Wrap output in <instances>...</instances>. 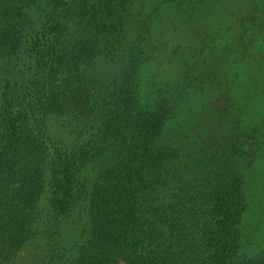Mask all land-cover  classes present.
Returning a JSON list of instances; mask_svg holds the SVG:
<instances>
[{"label":"trees","instance_id":"obj_1","mask_svg":"<svg viewBox=\"0 0 264 264\" xmlns=\"http://www.w3.org/2000/svg\"><path fill=\"white\" fill-rule=\"evenodd\" d=\"M138 1L0 0V264H264L241 223L238 158L246 138L264 153V113L244 116L264 93V29L255 45L233 38L229 79L147 80L162 3ZM205 49L176 44L169 63L187 69ZM114 53L123 65L105 86L92 71ZM229 86L220 141L183 136L190 95Z\"/></svg>","mask_w":264,"mask_h":264},{"label":"rangeland","instance_id":"obj_2","mask_svg":"<svg viewBox=\"0 0 264 264\" xmlns=\"http://www.w3.org/2000/svg\"><path fill=\"white\" fill-rule=\"evenodd\" d=\"M160 1L162 5L159 15L162 20L158 18L155 20V29L152 31V42L155 46L149 48L150 60L144 68L143 79L147 77L149 80L151 75L157 79L159 77L174 79L185 70L204 75L218 72L224 79H229L228 49L233 38H236L240 46L245 41L249 43L251 39H254L252 44L255 45L259 42L256 29H264L259 26L264 23V0H139L135 5L147 11ZM126 33L128 42L137 38L130 27L126 28ZM166 42L168 45L164 47ZM176 44L181 45V51L186 54L187 51L190 52L192 46H205L206 49L204 54L191 55L190 67L187 69L185 65L176 68L180 65L170 64ZM263 54L264 46L255 51V60L263 62ZM120 57L119 53L116 55L114 53L110 57H98L92 75L105 86H109L120 74L123 65ZM262 91L261 89L257 93ZM207 92L195 91L193 96L191 94L184 115L178 117V121L181 120L179 126L182 128L181 134L187 139H195L198 143L202 140L199 132L207 133V137L214 142L220 141L221 134H226L230 130L231 121L226 123L225 117L231 115L232 104L237 102L235 95H231L230 86L229 89L227 87L215 93L210 90ZM219 95L222 97H217ZM249 104L250 111L244 116L249 117L252 114L258 120L264 113V93ZM241 142V148L248 153L245 158L238 157L247 203L241 223L247 233L264 244V153L260 154V157L257 156V142L253 138H246ZM66 233H69V227ZM28 248L30 250L27 253L36 249L35 246Z\"/></svg>","mask_w":264,"mask_h":264}]
</instances>
